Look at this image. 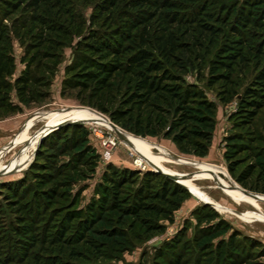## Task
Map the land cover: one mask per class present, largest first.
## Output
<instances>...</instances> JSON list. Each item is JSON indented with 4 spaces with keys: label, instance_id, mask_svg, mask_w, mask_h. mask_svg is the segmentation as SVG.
Segmentation results:
<instances>
[{
    "label": "rangeland",
    "instance_id": "1",
    "mask_svg": "<svg viewBox=\"0 0 264 264\" xmlns=\"http://www.w3.org/2000/svg\"><path fill=\"white\" fill-rule=\"evenodd\" d=\"M5 1L0 0V19L4 25L1 27L11 36L10 54L16 71L9 81L14 83L28 65L22 62L25 47L11 33V26L27 9L22 0H10L19 9L8 12V18L3 19L8 6ZM102 1H59L61 8L72 12V25L63 24L67 36L61 38L60 48H53L56 58L49 61L47 71H35V66L31 70L40 79L37 91L41 99L22 104L15 90L7 98L3 97L6 92L0 95L4 98L0 104V264H264V194L243 188L230 174L226 159L228 156L239 161L237 176L250 166L256 168L250 185L264 189V107L250 123L244 124L238 114L240 95L264 69V0L253 2L252 7L246 6V1L253 0L198 2L202 12L222 21L213 49L201 64L188 62L182 74L186 86L195 88L200 99L215 106L210 116L212 141L205 156L178 149L173 136L179 129L166 136L173 121L171 115L163 132L146 137L117 125L133 139L128 143L131 146L123 144L109 127L97 122L114 123L110 114L90 107L88 96L80 89L65 88L67 67L75 62L79 44L92 31L105 30L100 27L105 18L94 26L91 21L95 6ZM195 5L187 6V11ZM241 13L249 20L245 28L236 22ZM26 40L25 44L30 36ZM229 55L236 57L230 59ZM218 62L228 68L218 69ZM111 88L118 108L120 101L127 98L129 86L125 78L117 75ZM19 104L20 111L13 107ZM73 112L80 113L75 119H94L108 129L73 122ZM206 113L202 109L198 117ZM61 115L65 117L60 123H73L47 135L43 139L47 148L36 158L41 135L34 136L47 118ZM38 119L41 120L34 123ZM15 120L24 124V130L13 126ZM54 122L59 121L51 120L50 125ZM97 132H102L103 137L96 136ZM103 140H115L117 144L109 161L103 159ZM12 142L14 146L9 147ZM31 145L29 151L21 154L24 146ZM149 155L213 205H206L187 189L177 210L149 220L152 230L142 222L145 215H128L126 207L135 201L140 189L159 192L170 187L162 179L143 181V174L155 172ZM111 167L118 174L133 172L128 176L130 183L122 190L120 207L109 204L98 220L83 230L79 221L84 219L77 217H85L100 199L105 177L113 173ZM160 170L164 171L162 167ZM186 175L194 176L184 179ZM235 185L260 195L261 201Z\"/></svg>",
    "mask_w": 264,
    "mask_h": 264
},
{
    "label": "trees",
    "instance_id": "2",
    "mask_svg": "<svg viewBox=\"0 0 264 264\" xmlns=\"http://www.w3.org/2000/svg\"><path fill=\"white\" fill-rule=\"evenodd\" d=\"M59 1L22 0L27 12L21 19L14 20L11 33L25 47L22 62L27 63L28 70L17 77L14 83L9 81L16 71L15 59L10 54L11 36L7 35L5 27H1L4 25L0 19V95L6 92L4 98L15 90L17 100L22 104L35 102L37 97L41 99L37 91L40 79L35 78L31 70L35 66V71H47L49 61L56 58L53 48H60L61 38L67 36L63 24L72 25V12L68 8H61ZM199 1L103 0L95 6L96 13L91 21L94 26L105 18L100 26L105 30L92 31L79 44L75 62L67 67L65 88L80 89V92L88 96L90 107L110 114L116 125L137 136L146 137L163 132L167 126V117L171 115L173 121L166 136L179 129L180 132L173 136L178 149L183 153L193 151L198 156H205L212 141L210 116L215 106L200 99L195 88L186 86L182 74L187 70L188 62L201 64L209 50L213 49L221 34L222 21L211 13L202 12ZM5 2L8 6L2 15L3 19L8 18V12L19 9L15 7V2ZM120 2L121 7L118 8ZM253 2L261 3V0L246 1V6L252 7ZM192 3L197 5L187 11L186 7ZM248 21L243 13L236 20L241 28H245ZM27 36H30V41L25 44ZM232 55L228 58L235 59L236 56ZM223 64L216 63L217 68L224 66L227 69L228 66ZM117 75L126 79L130 89L127 98L120 101L118 108L111 88ZM226 80L231 78L227 77ZM4 98H0V104H3ZM239 102L238 114L242 122L250 123L264 107V69L257 75L253 85L240 95ZM13 107L21 110L20 104ZM202 109L207 113L198 117ZM44 144L42 141L39 145L36 158L42 149L47 148ZM226 159L230 174L243 188L264 194V189L250 185L256 168L250 166L246 172L237 176L239 161L228 156ZM110 170L113 173L105 177L100 199L89 208L85 217H77L84 219L79 221L81 226L84 225L83 230L97 221L109 204L115 208L120 207L122 190L130 183L128 176L133 172L118 174L113 167ZM150 179H162L170 187H164L159 192L140 189L135 201L126 207V213L137 217L145 215L142 222L152 230L154 227L149 220L177 210L187 188L162 173L143 174V181ZM52 197L47 196L46 199L51 200ZM68 219L70 222L73 220L72 217Z\"/></svg>",
    "mask_w": 264,
    "mask_h": 264
},
{
    "label": "crops",
    "instance_id": "3",
    "mask_svg": "<svg viewBox=\"0 0 264 264\" xmlns=\"http://www.w3.org/2000/svg\"><path fill=\"white\" fill-rule=\"evenodd\" d=\"M78 115H80V113L79 112H73V113H71V116L70 117H78ZM63 117H65L64 115H61V116H55V117H53V118H50L52 121H55V120H57V121H59V122H54V124L53 125H50L51 123H50V119L49 118H47L48 120H47V122L45 123V125H44V127L39 131V132H37L36 133V135L34 136L35 138L36 137H38L39 135H41V131L42 130H45L46 129V131H44L45 133L44 134H46L51 128H54V126H57V125H60V124H62V123H60L61 121H63V120H61ZM32 120V119H31ZM41 119H38V120H36V122H34V123H37L38 121H40ZM20 121V120H19ZM66 122H68V121H66ZM76 122H79V123H83V122H81V120L79 119L78 121H76ZM27 124V123H26ZM25 124V125H26ZM24 125V124H23ZM23 125H20V122H18V121H16L15 120V123H13V126H15V127H17V128H19L18 129V131H21L20 129L22 128V126ZM50 125V126H49ZM17 135H19V134H17ZM41 138V137H40ZM129 140H130V138H129ZM129 140H128V142H127V145L128 146H131L130 144H128L129 143ZM132 141H133V139H131ZM33 145V144H32ZM32 145L31 146H24V148H23V150H22V152H21V154H23V153H25V152H27V151H29V149L30 148H32ZM138 150H140L139 149V147L137 148ZM140 152H141V150H140ZM144 154V153H143ZM150 156V157H149ZM148 157H149V159L150 160H152L151 162L152 163H154V165H155V167L156 168H158V169H160L161 167H162V169L164 170L163 172L164 173H167V174H171L172 172L170 171V170H168V168H166L165 166H162V164H160L159 162H157L156 161V159L153 157V156H151V155H149ZM154 159V160H153ZM180 182H182V183H184L183 182V180H181L180 179ZM181 184V183H180ZM185 184V183H184ZM181 185H183V184H181ZM184 186V185H183ZM184 187H186L191 193H192V195L193 196H195L197 199H199L200 201H202V202H204V203H206V202H208V201H211L210 199H207V198H203L201 195H199L198 193H197V191H196V189H191L188 185H186L185 184V186ZM210 204H212V203H210ZM213 205V204H212Z\"/></svg>",
    "mask_w": 264,
    "mask_h": 264
},
{
    "label": "water",
    "instance_id": "4",
    "mask_svg": "<svg viewBox=\"0 0 264 264\" xmlns=\"http://www.w3.org/2000/svg\"><path fill=\"white\" fill-rule=\"evenodd\" d=\"M109 121H110V120H109ZM70 123H73V122H65V123H62V124L57 125L56 127L52 128V129H50L45 135H43V136L41 137V139H40V141H39V143H38V145H37V148L39 147V145L41 144V142L43 141V139H44L47 135H49L51 132H53V131L56 130L57 128H60V127H62V126H64V125H67V124H70ZM110 123H111L113 129L115 130L116 134L119 136V138H120L121 140H123V141H126L127 137L125 136V132H124L120 127H118L116 124L112 123L111 121H110ZM9 146L13 147V146H14L13 142L10 143ZM35 151H36V150H35ZM152 167H153V166H152ZM153 168H154V171H155V172H157V173H162V174L166 175L168 178H170V179L174 180L175 182H177L178 184H180V179H181L180 176H178V175H173V174H166V173H163L160 169H158V168H156V167H153ZM193 176H194V175H186V176L183 177V178H184V179H186V178H188V177H191V178H192ZM234 188H238V189H240L243 193H245L246 195L251 196V197L255 198L256 200H260V195H258V194L248 192V191H246V190L240 188V187L237 186V185H235ZM260 201H261V200H260ZM263 201H264V200H263ZM205 204H210V203L206 202Z\"/></svg>",
    "mask_w": 264,
    "mask_h": 264
},
{
    "label": "bare ground",
    "instance_id": "5",
    "mask_svg": "<svg viewBox=\"0 0 264 264\" xmlns=\"http://www.w3.org/2000/svg\"><path fill=\"white\" fill-rule=\"evenodd\" d=\"M62 111H68V110H62ZM76 117H73V118H70V120H72L73 122H76V121H78L79 119H75ZM81 122H83V123H87V124H96V125H98V126H101V125H99V124H97V122L98 123H100V124H102V125H105V126H107V127H109V129L107 128V127H105V126H101V127H104V128H106V129H108L109 131H111V132H113L118 138H119V136L116 134V132H115V130L113 129V127H112V125H110V124H108V123H106V122H103V121H97L96 122V120H92V119H85V117H82V120H81ZM24 128H25V126H24ZM24 128H22V130H24ZM44 131H46V129L45 130H42L41 131V137L43 136V135H45L44 133ZM125 136L127 137V135L125 134ZM129 138L130 139H132L131 138V136H129L128 135V137H127V139H126V141H123V140H121L120 138H119V140H121V142L123 143V144H126L127 142H128V140H129ZM9 147H11V146H9ZM138 164V163H137ZM164 173V172H163ZM167 174V173H166ZM183 182L186 184V185H188L191 189H195L192 185H190L187 181L185 182L184 180H183ZM181 184H183L184 186H185V184L184 183H182V182H180Z\"/></svg>",
    "mask_w": 264,
    "mask_h": 264
},
{
    "label": "built area",
    "instance_id": "6",
    "mask_svg": "<svg viewBox=\"0 0 264 264\" xmlns=\"http://www.w3.org/2000/svg\"><path fill=\"white\" fill-rule=\"evenodd\" d=\"M101 133L102 132H97L96 136L103 137V135H100ZM116 145L117 144H116L115 140H103L102 141V146H103V149H104V152H103L104 161H109L111 159V156H112V153H113V149L116 147Z\"/></svg>",
    "mask_w": 264,
    "mask_h": 264
}]
</instances>
